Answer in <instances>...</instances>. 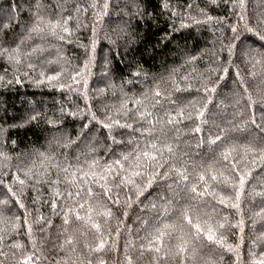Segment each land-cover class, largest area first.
<instances>
[{
    "label": "trees",
    "instance_id": "trees-1",
    "mask_svg": "<svg viewBox=\"0 0 264 264\" xmlns=\"http://www.w3.org/2000/svg\"><path fill=\"white\" fill-rule=\"evenodd\" d=\"M104 2L0 0V45L18 48L20 61L16 63L7 55H0V253L6 254L0 255V264H22L24 255H32L33 264H88L89 260L91 264H100L101 260L105 264H126V243L131 245L127 255L132 257L133 264H254L264 257V162L257 159L255 165L251 163L264 147V132L257 127L264 126V65L256 63L253 67L254 61L235 55L229 64L227 48H222V44L228 43L233 35L231 26L235 25L242 36L248 37L256 60H262L258 53L264 52L261 48L264 41L244 31V24L264 22V0H244V21L238 19L239 0H235V7L231 0H215V3L213 0H107V14L98 17L95 13L102 11ZM93 3L97 8L91 7ZM166 3L168 8H165ZM205 14L212 20L207 21ZM40 19L59 20L61 24L68 19L70 32L64 33L58 27V35L54 36L41 23L44 31L38 35L32 28ZM88 61L87 104L92 106L98 119L109 115L119 119L121 124L131 123L133 129L144 126L145 121L131 117V113L125 116L121 104L127 102L129 109L140 107L133 101L143 100L147 94L146 110L159 116L152 136L114 126L112 136L117 143H113L108 129L89 121L86 116L72 115L85 108L86 102L81 94L82 82L74 84L71 76ZM224 67L229 69L226 86L205 95L202 86L205 83L211 86V82L224 75ZM238 70L243 83L237 79ZM41 71L45 73L43 78ZM57 71L61 72L58 80L66 85L64 88L46 79ZM39 79L44 82L37 83ZM67 85H71V89ZM177 85L181 91L176 90ZM197 88L201 91L197 92ZM156 91L173 100L178 96L193 100L197 107L207 103L205 118L208 122L202 125L203 131H194L199 121H185L178 126L179 132L162 123L167 119L164 110L172 105L152 108ZM209 95L211 102H208ZM185 111L194 109L189 107ZM33 115L34 120L30 119ZM83 123H88L89 128H83ZM222 129L225 144L210 147L207 139L214 138ZM156 137L173 148L172 154L167 150L163 152L162 162L166 166L175 163L185 170L187 181L172 172L166 181L158 182L138 199L134 192L129 193L130 206H126L123 193L121 203L116 205L103 195V189L95 180L90 178L88 184L82 183V172L77 171L78 168L88 171V163L93 159L101 165L111 163L121 152L133 151L137 143L143 148ZM226 147L231 151L228 161L220 156ZM232 164L237 165L238 171L246 169L250 173L241 194L239 212L218 203L221 193L234 200ZM201 174L205 181L199 180ZM212 175H216L217 180L213 181ZM225 176L229 178L227 183ZM109 179L119 182L115 174ZM19 180L25 183L21 185ZM192 185L200 192L205 188L209 191L192 199L195 195L190 191ZM9 187L16 196L9 193ZM87 187L93 189L94 195L88 198L81 191L85 200L95 204L101 199L113 210L106 224L93 213L94 218L101 220L105 233L112 232L111 236L106 235L108 243L104 251L92 250L98 243L95 230L77 221L74 215L67 231L63 225L61 208L73 206L75 200L80 199L75 196L77 190ZM124 192H128V188ZM69 193L73 194L72 198H68ZM17 199L27 209L28 224L24 223L25 209L19 207ZM167 200H175L176 206L165 217L162 206ZM53 201L57 204L55 210ZM186 204L199 209L191 213L193 223L208 221L215 226L217 222L223 223V217L227 216L228 222L217 230V235L223 234L224 243L235 250L229 252L203 235L197 238L195 228L181 218ZM241 219L244 221L242 231L238 223ZM156 220L160 221L156 226L161 228L164 224L176 225L174 231L165 230L170 235L163 238L159 254L148 251V240L142 239L155 232ZM29 225L31 240L27 234ZM181 235L188 241L183 253L175 248L180 243L177 237ZM70 236L73 237L71 245L66 243ZM17 242L21 244L19 249L13 247ZM141 244L145 245L142 256ZM168 245L173 246L176 256L169 253ZM165 253L169 254L164 259H155Z\"/></svg>",
    "mask_w": 264,
    "mask_h": 264
},
{
    "label": "snow or ice",
    "instance_id": "snow-or-ice-1",
    "mask_svg": "<svg viewBox=\"0 0 264 264\" xmlns=\"http://www.w3.org/2000/svg\"><path fill=\"white\" fill-rule=\"evenodd\" d=\"M215 3V0H213ZM225 2H229V0H225ZM232 7L236 6L235 0H231ZM239 8L241 9V14L239 15L238 19L239 21H244L245 17L243 15V10L245 8L244 0H239L238 4ZM92 8H97V5L93 3L91 5ZM109 5L107 3V0L102 5V11H98L95 14L99 17L101 15L107 14V9ZM169 5L166 3L165 8H168ZM84 11H87V9H83ZM81 11V9L78 7L77 12ZM206 20L211 21L212 17L205 14ZM41 23L44 24L45 27H47L52 35H58L56 32V29L59 27L62 32L69 33L70 29L68 27V19H64L63 24L59 20H56L53 22L52 20L43 21L42 19L38 20L37 23L33 26L32 32L36 34H41L44 31V28L41 27ZM262 21H257V24L250 25L248 23L244 24V31L248 33H254L259 37L261 41H264V27H262ZM81 25L79 23V20H77V28H79ZM231 32L233 35L228 38V43L226 45L222 44V48L226 47L228 51L229 60L227 63H232V57L235 55L237 58L241 57H248L250 61H254L253 67H255L256 63H261L264 65V52H259L258 55L262 57V60H256V56L253 55V52L255 51L254 48L250 47L248 44V37L242 36L240 30L237 26L233 25L231 26ZM93 34L95 35V28H93ZM59 39L63 40L65 39L64 36H59ZM94 41H93V48H94ZM254 43V42H253ZM261 48H264V45H261ZM35 51V49H34ZM0 55H7L10 60H14L16 63H19V51L18 48H5L2 45H0ZM195 59V57H193ZM90 61L85 62L82 68L75 71V75L71 76V79L74 84H81L83 87V92L81 93L85 102L86 107L83 109H78L77 111L72 112L73 116H82L87 117L89 121H96L97 124H100L102 128L108 129L109 136L112 138L113 143H117L115 138L112 136V130L114 126H119L123 128H129L133 129V125L131 123H124L121 124V121L119 119H115L112 116L105 115L103 119H98L96 113L92 110V106L87 104V101L89 100V94H88V75L90 74L89 69ZM29 67H32V64L28 65ZM224 75L220 76L218 80L215 82H211V86H209L208 83H205L203 87V92L205 95H208L209 93H216L218 87L226 86L225 76L229 75V69L228 67L223 68ZM61 72L57 71L55 72V75H47L46 79L49 83L56 81L57 87L64 88L66 85L58 80V77H60ZM40 76L43 78L45 77V73L43 71L40 72ZM237 79L240 80L241 83H243L241 79V74L239 70L236 73ZM79 78V79H78ZM221 81H225L224 84H221ZM37 83H43V79H39L36 81ZM71 89V85H67ZM190 87V86H189ZM75 90V89H73ZM177 91H181L180 87L176 86ZM100 91H103L101 89ZM197 92H200L201 89L197 88ZM247 89H245V92ZM156 99L152 103V108H156L157 106L163 108L165 104H170L172 107L167 108L164 110V114L167 117L165 121L162 123H165L169 126H172L173 129L177 132H179V125H182L185 123V121H199V124H195L194 131L197 133H200L203 131L202 125L206 124L208 121L205 118V109L207 108V103H205L201 107H197L193 100H189L185 97H176L175 100L165 96L162 97L160 91L155 92ZM148 96L147 94H144V99H135L133 101L134 105H138L140 107H135L133 109H129L127 106V102H124L121 104V109L123 110V114L125 116H129V113H131V117H137L141 120L145 121V125L133 129L134 132L138 131L141 133V135H144L147 133L148 136H152V134L155 131V121L159 120V116L154 115L152 111L146 110L147 105L144 103V100H147ZM249 103L252 102L251 96L248 97ZM208 102H211V96H208ZM184 105V106H181ZM193 108L194 111H185V108ZM129 117V118H131ZM30 119H36V116L33 115L30 117ZM252 123H256L255 120L251 121ZM247 123V122H245ZM83 128H89L88 123H83ZM257 127L260 128L262 132H264V126L258 125ZM163 131V129H161ZM91 131V129H89ZM224 130L222 129L220 133L214 134V138L207 139V143L209 146L216 145L217 147H222L225 144V139H222L221 133H223ZM264 139V138H262ZM203 142V141H201ZM217 142H220L219 145H217ZM129 143H132L130 140ZM167 150L169 154L173 153V148L170 143L167 142H160V138L156 137L154 140H149L146 142L145 146L141 148L139 144L137 143L136 148L131 152H121L119 154V158H116L112 160L111 163L101 165L99 161L93 159L88 163V171H84L83 169H77V171L82 172V183L88 184L90 182V178L92 180H95L96 183L99 184L101 189H103V195L108 198L111 203L119 205L121 203V193H123L125 198V204L126 206H130L132 202V196L129 195V193L134 192L136 198L138 199L140 196L144 195V193L152 188L154 185H156L160 181H166L170 174L172 172H175L178 176L181 177V179L187 181L188 176L186 174L185 170H182L181 167H177L175 163H172L170 165H165L163 163V152ZM234 150V148L232 149ZM260 155L257 158H254L251 163L255 165L257 163V159L264 162V147L260 148ZM115 155V154H114ZM231 155V151L228 147L224 148L223 151L220 152V156L223 158V160L228 161L229 157ZM4 158L7 159V155L4 154ZM101 169V171L97 172L95 169ZM163 169V170H162ZM64 171H67V169H64ZM231 172H233L235 175L232 177V183L231 187L234 190L235 196L234 200L232 197L219 194L218 196V203L221 205H224L225 207H231L232 209H236L237 212L240 211L241 208V194L245 188L246 180L249 177L250 173L246 169L244 170H237V165L232 164L231 165ZM28 173H26L27 175ZM116 175L119 177V182L117 183L115 180H110L109 178L113 175ZM223 175V173H221ZM73 176H75V173H73ZM139 177L140 180L137 181L135 178ZM211 179L213 181L217 180L216 175H212ZM200 181H205V176L201 174L199 176ZM225 183L229 181V178L227 176L224 177ZM39 182V181H38ZM19 183L23 185L25 181L19 180ZM131 186V187H129ZM169 189L172 190V186L168 185ZM128 188V192H124V189ZM9 193H11L12 196H16L17 193L13 191L11 187L8 188ZM81 191H83L88 198L93 197V189L91 187L84 188L82 190H77L75 193L76 197H80L79 200H75V203L73 206H67L62 207L61 212L63 225L65 226V231H67V226L70 223V218L72 215L75 216V219L77 221L83 222L84 225L90 226L91 229L95 230V236L98 240L97 245L95 248H93V251H104L105 245L108 243V240L106 239L107 236H111L112 232L111 230H108L107 233L103 230L102 222L101 220H98L94 218L93 213L95 212V216L99 218H103V223L106 224L108 222L107 218H110L113 216V210L111 207H109L103 200L97 199L95 201V204L89 202V200H85L84 197L81 195ZM190 191L195 194L192 199H196L197 197L203 196L205 193H207L209 190L208 188H205L203 192L198 191L197 187L195 185H192L190 188ZM56 195H60V193H56ZM148 195H151L149 192ZM73 194L69 193L68 198H72ZM147 198V197H146ZM83 200V202H81ZM16 203L19 205L20 208L25 209V220L24 223L28 224V213L27 209L24 205V203L17 199ZM85 204H87V208L85 207ZM176 206L175 200H167L164 205L162 206L163 215L166 217L168 212L172 210ZM153 208L156 207L155 204L152 205ZM52 208L55 210L57 208V204L55 201L52 203ZM193 211H199L198 208H195L191 204H186L182 207L181 211V218L186 221L191 227L195 228V236L198 238L201 235L205 236L206 239L209 242H212L214 244L220 245L222 248H225L227 251L232 252L235 249L230 244H225L224 240L225 237L223 234L217 235L218 229H223L225 227V224L228 222V217H223V223L217 222V224L214 226L213 224L209 223L208 221H205L204 224H201L199 222L193 223L191 213ZM83 213V214H82ZM126 215V213H125ZM49 225L51 224V221L49 220L47 222ZM119 224V221L117 222ZM160 223L159 220L155 221V224L153 227L155 228L154 233H149L148 236L142 238L148 240L147 250L155 252L157 254L161 253V246L163 243V238L165 235H170V233L166 232V229H172L173 231L176 228L175 224H164L163 228L158 227ZM239 225L241 226V231L243 230L242 226L244 224L243 219H241L239 222ZM237 225H232V227H236ZM43 231V229H41ZM182 231V229H181ZM28 236L31 240L32 236V227L31 225L28 226ZM82 235L84 233H81ZM120 234L119 227L116 228V235L118 236ZM151 236V239L148 237ZM177 239L180 241L177 245H175V248L179 253H183L186 251V247L188 244V241L185 240L184 236L181 235L177 237ZM67 244L73 243V237H68L66 240ZM15 248H21V244L17 242L13 245ZM34 247V245H33ZM131 247L130 244H125V259L126 264H133L132 257L127 255L128 248ZM140 248L142 249L140 255L142 256L143 249L145 248V245L141 244ZM173 246L168 245L169 253L174 257L176 256L177 252L172 251ZM169 253H165L164 255L155 257L156 260H162L165 256H167ZM0 255H6L4 253H0ZM193 256H195V249H193ZM22 264H33V256L32 255H24ZM88 264H91V260L88 261ZM100 264H105L103 260L100 261ZM254 264H264V257H261L260 259L256 260Z\"/></svg>",
    "mask_w": 264,
    "mask_h": 264
}]
</instances>
